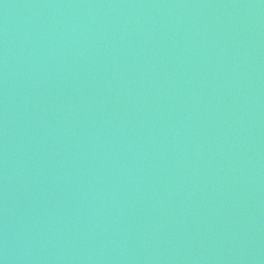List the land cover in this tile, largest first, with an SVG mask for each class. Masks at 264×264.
<instances>
[{"label":"water","instance_id":"1","mask_svg":"<svg viewBox=\"0 0 264 264\" xmlns=\"http://www.w3.org/2000/svg\"><path fill=\"white\" fill-rule=\"evenodd\" d=\"M0 264H264V0H0Z\"/></svg>","mask_w":264,"mask_h":264}]
</instances>
